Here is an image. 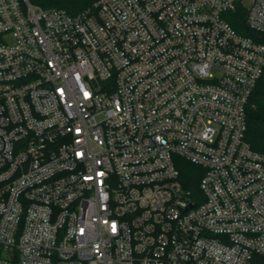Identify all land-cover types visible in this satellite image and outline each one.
I'll list each match as a JSON object with an SVG mask.
<instances>
[{
  "label": "built area",
  "instance_id": "2783aa9c",
  "mask_svg": "<svg viewBox=\"0 0 264 264\" xmlns=\"http://www.w3.org/2000/svg\"><path fill=\"white\" fill-rule=\"evenodd\" d=\"M241 9L263 34L264 0H0V264H264Z\"/></svg>",
  "mask_w": 264,
  "mask_h": 264
},
{
  "label": "trees",
  "instance_id": "16d2710c",
  "mask_svg": "<svg viewBox=\"0 0 264 264\" xmlns=\"http://www.w3.org/2000/svg\"><path fill=\"white\" fill-rule=\"evenodd\" d=\"M45 8H62L71 14L93 8L97 0H29ZM230 21L238 30L264 42V33L258 34L246 27V9L234 13ZM247 139L251 146L264 152V73L254 88L247 105ZM182 179L187 188L195 195L200 188L203 169L187 160L180 166Z\"/></svg>",
  "mask_w": 264,
  "mask_h": 264
},
{
  "label": "water",
  "instance_id": "95a60500",
  "mask_svg": "<svg viewBox=\"0 0 264 264\" xmlns=\"http://www.w3.org/2000/svg\"><path fill=\"white\" fill-rule=\"evenodd\" d=\"M192 204V203H191Z\"/></svg>",
  "mask_w": 264,
  "mask_h": 264
}]
</instances>
